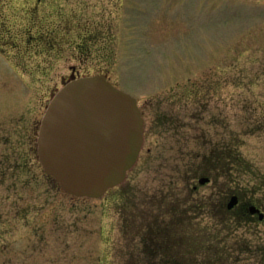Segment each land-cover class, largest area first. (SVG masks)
<instances>
[{
  "label": "rangeland",
  "instance_id": "obj_1",
  "mask_svg": "<svg viewBox=\"0 0 264 264\" xmlns=\"http://www.w3.org/2000/svg\"><path fill=\"white\" fill-rule=\"evenodd\" d=\"M72 67L144 118L138 161L98 198L39 160ZM235 194L264 212V0H0V264H264V218L227 212Z\"/></svg>",
  "mask_w": 264,
  "mask_h": 264
},
{
  "label": "water",
  "instance_id": "obj_2",
  "mask_svg": "<svg viewBox=\"0 0 264 264\" xmlns=\"http://www.w3.org/2000/svg\"><path fill=\"white\" fill-rule=\"evenodd\" d=\"M144 118L137 99L107 75H72L52 94L37 137L39 160L69 194L101 197L119 185L142 149ZM210 180L203 176L201 184ZM239 203L232 195L228 209ZM247 210L264 218L254 204Z\"/></svg>",
  "mask_w": 264,
  "mask_h": 264
},
{
  "label": "flooded vegetation",
  "instance_id": "obj_3",
  "mask_svg": "<svg viewBox=\"0 0 264 264\" xmlns=\"http://www.w3.org/2000/svg\"><path fill=\"white\" fill-rule=\"evenodd\" d=\"M40 41L38 40V43H39ZM72 75H75V76H79V74L77 73V70H76V67H72V69H71V73H70V77L72 76ZM66 81V80H68L66 77H62L61 79H60V81ZM55 91H56V87L55 88H52L51 89V92H50V94L52 95L53 93H55ZM142 150V149H141ZM139 157H140V154H139ZM139 157H138V159H139ZM138 159H137V161H138ZM132 170V169H131ZM130 171V170H129ZM128 171V172H129ZM126 177H127V175H126ZM126 177H125V179H126ZM210 178V177H209ZM195 188H197V186H195ZM240 200V199H239ZM239 204H240V201H239ZM251 204H254V205H256L257 207H259L257 204H255V203H251ZM260 208V207H259ZM261 209V208H260ZM245 210L247 211V213H249L248 212V210H247V205L245 206ZM261 211H262V209H261ZM252 217H256V216H258V214H251V213H249Z\"/></svg>",
  "mask_w": 264,
  "mask_h": 264
},
{
  "label": "trees",
  "instance_id": "obj_4",
  "mask_svg": "<svg viewBox=\"0 0 264 264\" xmlns=\"http://www.w3.org/2000/svg\"><path fill=\"white\" fill-rule=\"evenodd\" d=\"M223 166H224V164H223ZM236 209H238V208H236ZM226 211L230 212V213H236L237 212L238 214L236 216H238L239 219H241V220H244V218L246 219V218H251L252 217L249 213H247V211L244 209V207L242 208V210H239L240 212L236 211L235 209H232V210L226 209ZM234 221L237 222L238 219H234ZM190 263L195 264L193 260ZM200 264H207V263L204 262V261H200Z\"/></svg>",
  "mask_w": 264,
  "mask_h": 264
}]
</instances>
